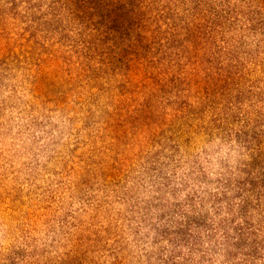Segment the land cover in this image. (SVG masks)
I'll return each mask as SVG.
<instances>
[{
    "label": "clouds",
    "instance_id": "9594fccd",
    "mask_svg": "<svg viewBox=\"0 0 264 264\" xmlns=\"http://www.w3.org/2000/svg\"><path fill=\"white\" fill-rule=\"evenodd\" d=\"M15 3L0 264H264V0Z\"/></svg>",
    "mask_w": 264,
    "mask_h": 264
},
{
    "label": "rangeland",
    "instance_id": "374dc122",
    "mask_svg": "<svg viewBox=\"0 0 264 264\" xmlns=\"http://www.w3.org/2000/svg\"><path fill=\"white\" fill-rule=\"evenodd\" d=\"M81 3L94 9L106 38L111 39L117 46L127 39L129 31L132 29L133 18L126 9L117 4L118 0H81ZM16 7L17 4L13 0L11 11L13 17L16 15L14 11ZM8 21L9 14L0 11V35L4 34ZM126 54V52L123 53V55Z\"/></svg>",
    "mask_w": 264,
    "mask_h": 264
}]
</instances>
